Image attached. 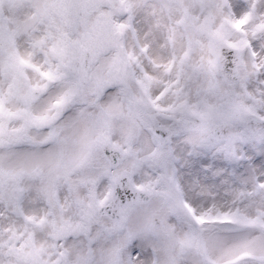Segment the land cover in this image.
Listing matches in <instances>:
<instances>
[{
	"label": "snow or ice",
	"instance_id": "obj_1",
	"mask_svg": "<svg viewBox=\"0 0 264 264\" xmlns=\"http://www.w3.org/2000/svg\"><path fill=\"white\" fill-rule=\"evenodd\" d=\"M0 264H264V0H0Z\"/></svg>",
	"mask_w": 264,
	"mask_h": 264
}]
</instances>
